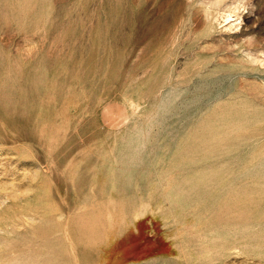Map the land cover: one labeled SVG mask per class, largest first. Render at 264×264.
<instances>
[{"label":"rangeland","instance_id":"374dc122","mask_svg":"<svg viewBox=\"0 0 264 264\" xmlns=\"http://www.w3.org/2000/svg\"><path fill=\"white\" fill-rule=\"evenodd\" d=\"M0 264H264V0H0Z\"/></svg>","mask_w":264,"mask_h":264},{"label":"bare ground","instance_id":"6f19581e","mask_svg":"<svg viewBox=\"0 0 264 264\" xmlns=\"http://www.w3.org/2000/svg\"><path fill=\"white\" fill-rule=\"evenodd\" d=\"M189 198H190V196H189Z\"/></svg>","mask_w":264,"mask_h":264}]
</instances>
